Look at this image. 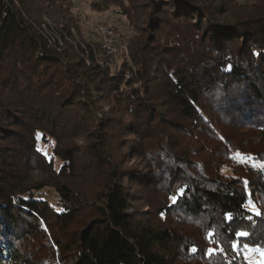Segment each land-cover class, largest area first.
I'll return each instance as SVG.
<instances>
[{
    "label": "trees",
    "instance_id": "obj_1",
    "mask_svg": "<svg viewBox=\"0 0 264 264\" xmlns=\"http://www.w3.org/2000/svg\"><path fill=\"white\" fill-rule=\"evenodd\" d=\"M53 1L0 0V264H247L245 244L264 248V170L238 163L232 154L238 150L260 161L264 155L234 147L211 115L264 139V0L236 7L214 0H147L140 71L130 81L108 78L92 55L87 65L73 47L58 53L49 45L32 8ZM127 2L92 0V7L130 17ZM93 92L114 95L134 118L123 127L137 138L127 140L133 150L146 151L142 144L152 137L158 157H149V172L127 175L110 157L107 138L96 136L85 147L93 168L107 170L98 202L64 181L84 154L63 140L77 137L85 123L103 131ZM156 92L169 105L168 115ZM165 125L196 145L179 152ZM39 137L55 142L58 171L39 150ZM202 138L206 142L199 143ZM226 165L231 175H222ZM151 186L174 189L169 197L185 192L178 203L158 208L156 218L177 212L204 227V241L140 217L132 208L136 190ZM45 188L55 190V204L41 194ZM77 222L80 227L72 229ZM241 231L249 236L239 237ZM237 242L238 252L231 247Z\"/></svg>",
    "mask_w": 264,
    "mask_h": 264
},
{
    "label": "rangeland",
    "instance_id": "obj_2",
    "mask_svg": "<svg viewBox=\"0 0 264 264\" xmlns=\"http://www.w3.org/2000/svg\"><path fill=\"white\" fill-rule=\"evenodd\" d=\"M225 3L226 6H238L246 2H252L254 0H214ZM229 1V2H228ZM147 0H128L127 6L130 13V17H126L117 12L115 8L110 10H96L92 7V0H54L51 2H43L36 4L32 10L34 14H38V21L35 25L38 31L44 36V39H50V46H53L58 53H61L66 47H73L76 54L86 62L87 65L91 64V55L94 58V64L101 67L106 73L108 78L117 77L121 79L133 80L136 79L138 72L140 71V63L142 58L141 46L139 45L142 40L147 37V25L146 18L149 15L150 10L145 6ZM114 28L118 33V43L115 44V49L121 53L110 54L104 47L103 32L101 27ZM54 37V38H53ZM53 38V39H52ZM55 39V40H54ZM155 67V66H154ZM112 86H115L116 81L112 82ZM138 91L145 94L142 91V84H138ZM141 89V91H140ZM95 95V112L99 116L101 123L105 122L101 129L98 131V124L88 125L85 123L83 128L80 129L77 137H69L63 140L64 146H76L80 147L78 151V159L76 161L78 169L74 174H70L65 182L69 183L74 190L81 193V196L87 198L89 201H97L101 198L103 190L108 182L107 170L105 174L101 170H95L93 162H90V158L87 154V148L85 146L93 145L96 136L106 137L108 140V153L110 157L116 159L117 165L128 170L127 175L130 173L144 174V171L149 172V157L158 159L155 155L156 141L152 137L147 138L144 145L147 150L134 151L132 143L128 142V139H137L135 136L131 138L128 136L126 129H123L126 121L133 123L134 118L127 116V111L123 109V105L117 101L114 95L108 92H93ZM101 95V96H96ZM154 99L159 101L158 105H163L164 109L162 113L168 115L170 110H166L169 105L164 102L162 93L156 92ZM146 97V96H145ZM169 109V108H168ZM172 117V116H170ZM222 118L220 114H212L211 119L216 126L217 131L224 135L234 147L244 150L259 151L264 155V139L256 137L255 131L248 129V131L237 130L226 127V122H219V118ZM218 120V121H217ZM94 121V120H93ZM167 125H165L166 127ZM89 127L91 129H89ZM167 134L171 141H175L180 145V151L188 150L190 146L196 144L190 139L186 138L175 130H171L166 127ZM202 136V134H201ZM176 139V140H174ZM206 142V138L199 140V143ZM88 141L87 144H84ZM198 143V144H199ZM203 144V143H202ZM211 141H209V145ZM139 145V144H138ZM204 145V144H203ZM206 145H208L206 143ZM55 142L53 140L44 141L39 137L38 148L47 157L48 160L54 162V168L58 171L62 165V162L57 159L53 154V148ZM204 147V146H203ZM234 160L238 163H250L256 168L263 169L261 167L264 161L254 159L252 157L245 156L240 151H234L232 154ZM222 175H231V168L226 165L221 169ZM51 182V180H50ZM56 182V181H55ZM137 189V188H135ZM136 198L132 204V208L140 213V217H152L155 221H161L163 225H172L176 229L181 230L184 235L189 238L195 237L200 243L204 241L205 230L204 227H199L198 223L183 218L180 214L171 213L166 219L163 216L156 218V210L162 206L172 203L169 193H173L174 189H162L158 186L146 187L144 189H138ZM43 197L56 203L55 190L52 188H45ZM146 215V216H145ZM81 222H77L73 225L72 229L80 227ZM264 248L259 250L247 247L241 254L247 264H264ZM239 255V254H238ZM182 261L181 258H178Z\"/></svg>",
    "mask_w": 264,
    "mask_h": 264
},
{
    "label": "snow or ice",
    "instance_id": "obj_3",
    "mask_svg": "<svg viewBox=\"0 0 264 264\" xmlns=\"http://www.w3.org/2000/svg\"><path fill=\"white\" fill-rule=\"evenodd\" d=\"M226 70L230 71V70H231V66H229ZM261 167H264V164H262ZM179 198H185V192H184L183 190H181V192H180V194H179V197H177V196H172V197H171L172 202H173L174 204L178 203V199H179ZM252 210H253V213H254V214L259 215V212L255 209V206H254V205L252 206ZM228 219L231 220V219H232V216L229 215V216H228ZM238 236H239V237H244V238H246V237L249 236V234H248L247 232L241 231V232L238 233ZM209 239H210V242H212V241L214 240V234H210ZM231 247H232V250H233V251H237V252H238V251H239V247H240V243H239V242H237V243H233V244L231 245ZM244 247L247 249V244H245ZM223 251H224V250L221 249V252H223ZM215 252H216V250H215L214 248H213V249H209V250H208V255L211 257ZM262 255H264V253H262Z\"/></svg>",
    "mask_w": 264,
    "mask_h": 264
},
{
    "label": "built area",
    "instance_id": "obj_4",
    "mask_svg": "<svg viewBox=\"0 0 264 264\" xmlns=\"http://www.w3.org/2000/svg\"><path fill=\"white\" fill-rule=\"evenodd\" d=\"M101 31L103 32L104 47L109 51L110 54L121 53L123 51L115 49V44L118 43V33L114 28H107L102 26Z\"/></svg>",
    "mask_w": 264,
    "mask_h": 264
}]
</instances>
